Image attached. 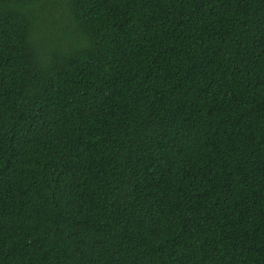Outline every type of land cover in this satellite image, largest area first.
Instances as JSON below:
<instances>
[{
    "label": "trees",
    "instance_id": "1",
    "mask_svg": "<svg viewBox=\"0 0 264 264\" xmlns=\"http://www.w3.org/2000/svg\"><path fill=\"white\" fill-rule=\"evenodd\" d=\"M0 264H264V0H0Z\"/></svg>",
    "mask_w": 264,
    "mask_h": 264
}]
</instances>
